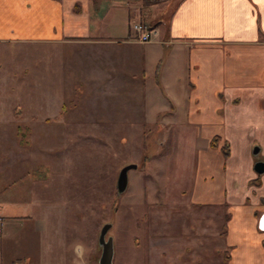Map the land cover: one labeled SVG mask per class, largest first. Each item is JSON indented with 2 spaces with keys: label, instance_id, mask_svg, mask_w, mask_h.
<instances>
[{
  "label": "crops",
  "instance_id": "crops-1",
  "mask_svg": "<svg viewBox=\"0 0 264 264\" xmlns=\"http://www.w3.org/2000/svg\"><path fill=\"white\" fill-rule=\"evenodd\" d=\"M147 1L0 0V42L51 46L62 93L82 78L105 110L127 103L144 129L171 135L179 157L147 159L148 175L162 167L144 188L156 199L140 217L147 264H264V0ZM138 22L158 36L139 42ZM24 204L0 193V264H82L63 233L52 243L54 208L38 200L43 214H22ZM23 227L42 235L40 253H28Z\"/></svg>",
  "mask_w": 264,
  "mask_h": 264
},
{
  "label": "rangeland",
  "instance_id": "rangeland-1",
  "mask_svg": "<svg viewBox=\"0 0 264 264\" xmlns=\"http://www.w3.org/2000/svg\"><path fill=\"white\" fill-rule=\"evenodd\" d=\"M55 62L51 46L0 42V193L25 202L18 209L22 214H43L32 205L38 200L50 204L60 231L52 243L63 233L64 246L76 243L84 250L85 264H100L99 237L106 224H111L106 238L113 241L112 264H147L146 224L140 217L155 197L146 196L144 188L149 177L158 180L156 174L162 173V167L152 165L148 175L147 159L162 156L158 163L166 165L179 157L171 151L173 139L151 125L144 129L142 119L126 110L127 103H110L105 110L92 99L90 86L79 82H85L82 78L62 93L64 84L52 78ZM58 112L75 127L57 128L53 117ZM105 114L107 125L101 123ZM132 163L138 167L129 170L128 186L119 192L118 175ZM22 233L28 236V253L39 252V231L23 227Z\"/></svg>",
  "mask_w": 264,
  "mask_h": 264
},
{
  "label": "water",
  "instance_id": "water-1",
  "mask_svg": "<svg viewBox=\"0 0 264 264\" xmlns=\"http://www.w3.org/2000/svg\"><path fill=\"white\" fill-rule=\"evenodd\" d=\"M138 167L137 164L132 163L124 166L119 175L117 180V188L119 192H124L128 186V175L129 170L136 169ZM256 170L258 172L264 171V162H258L256 164ZM111 228V224H106L101 230L99 243L102 246V255L100 258V264H112L113 262V255H114V248H113V241L111 238H106V235Z\"/></svg>",
  "mask_w": 264,
  "mask_h": 264
},
{
  "label": "built area",
  "instance_id": "built-area-1",
  "mask_svg": "<svg viewBox=\"0 0 264 264\" xmlns=\"http://www.w3.org/2000/svg\"><path fill=\"white\" fill-rule=\"evenodd\" d=\"M132 30L136 39L141 43L151 42L159 34V31L156 27H151L141 22L133 24ZM2 234H3V221L0 218V236Z\"/></svg>",
  "mask_w": 264,
  "mask_h": 264
},
{
  "label": "trees",
  "instance_id": "trees-1",
  "mask_svg": "<svg viewBox=\"0 0 264 264\" xmlns=\"http://www.w3.org/2000/svg\"><path fill=\"white\" fill-rule=\"evenodd\" d=\"M160 1L159 0H154V1H147L148 4H155V3H159ZM217 139H214V142L216 141ZM215 145V144H213ZM228 218V215L226 216V219ZM228 259V257H227Z\"/></svg>",
  "mask_w": 264,
  "mask_h": 264
}]
</instances>
